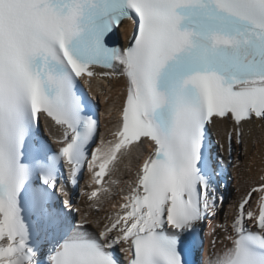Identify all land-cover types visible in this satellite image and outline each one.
I'll use <instances>...</instances> for the list:
<instances>
[{
    "label": "snow or ice",
    "instance_id": "1",
    "mask_svg": "<svg viewBox=\"0 0 264 264\" xmlns=\"http://www.w3.org/2000/svg\"><path fill=\"white\" fill-rule=\"evenodd\" d=\"M253 123L264 0H0V264H264Z\"/></svg>",
    "mask_w": 264,
    "mask_h": 264
},
{
    "label": "bare ground",
    "instance_id": "2",
    "mask_svg": "<svg viewBox=\"0 0 264 264\" xmlns=\"http://www.w3.org/2000/svg\"><path fill=\"white\" fill-rule=\"evenodd\" d=\"M118 31L122 33L123 30ZM120 41L123 42L122 37ZM81 87L89 95L96 107L97 117L101 125L100 131L106 132L107 129L105 128V124L111 119L105 115V110L108 105L104 102L103 96L95 89V87H93L91 91H89L88 86L86 85L82 84ZM119 87L120 85L117 84L112 95L116 94V90H118ZM108 126L111 127L110 124ZM249 128L252 129L251 135H249L247 131ZM225 133L226 129L222 130L219 136L213 137H215L216 140H219L221 143L226 144L227 142L225 141ZM262 133H264V128H261L257 123L246 125L244 145H234L235 151L233 152L232 160H235L237 158V153H239L240 167L239 169H236L229 166L228 169L230 174L229 188L232 190L229 197V202H231L233 199H236L239 195L234 191V189L238 186L237 181L239 178L243 177V179H248L249 177H258L261 174V168L264 167V164L261 162V158L264 157V139L259 138L261 137ZM254 140H257L258 142L254 144ZM53 146L55 147V145ZM81 184L83 185V182H81ZM208 238V236H205L204 253L206 251L208 253L209 250L207 240Z\"/></svg>",
    "mask_w": 264,
    "mask_h": 264
}]
</instances>
